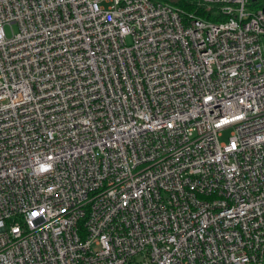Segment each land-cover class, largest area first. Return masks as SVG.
Instances as JSON below:
<instances>
[{"label":"built area","instance_id":"1","mask_svg":"<svg viewBox=\"0 0 264 264\" xmlns=\"http://www.w3.org/2000/svg\"><path fill=\"white\" fill-rule=\"evenodd\" d=\"M199 1L0 0V264H264V6Z\"/></svg>","mask_w":264,"mask_h":264},{"label":"trees","instance_id":"2","mask_svg":"<svg viewBox=\"0 0 264 264\" xmlns=\"http://www.w3.org/2000/svg\"><path fill=\"white\" fill-rule=\"evenodd\" d=\"M157 2H165L174 6L181 12L183 20L190 17L208 20L210 22L223 21L226 17L220 12L219 7L216 5L205 6L199 0H153ZM251 6L262 7L264 0H250Z\"/></svg>","mask_w":264,"mask_h":264},{"label":"rangeland","instance_id":"3","mask_svg":"<svg viewBox=\"0 0 264 264\" xmlns=\"http://www.w3.org/2000/svg\"><path fill=\"white\" fill-rule=\"evenodd\" d=\"M5 32H6V34L7 35H9L10 34V32H9V28H8V26H5ZM128 41V40H127ZM263 54H264V48H263ZM230 129H225V130H223V132H222V134H221V138H220V140L221 141H225L226 139H227V137L229 136V134H230Z\"/></svg>","mask_w":264,"mask_h":264}]
</instances>
